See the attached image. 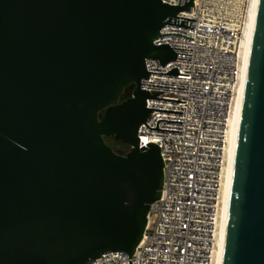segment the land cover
I'll return each mask as SVG.
<instances>
[{
	"label": "water",
	"instance_id": "obj_1",
	"mask_svg": "<svg viewBox=\"0 0 264 264\" xmlns=\"http://www.w3.org/2000/svg\"><path fill=\"white\" fill-rule=\"evenodd\" d=\"M190 6L0 0V264L131 256L160 196L163 166L157 143L138 146L137 129L144 123L180 132L157 123H181L158 119L149 127L151 111H181L148 108L146 99L185 102L153 97L140 81L149 73L188 75L177 67L146 71L144 60L178 58L153 41L193 40L159 33L166 23L193 28L195 19L176 16ZM126 86L131 96L119 102ZM104 136L130 148L115 153ZM221 264H264V0L253 23Z\"/></svg>",
	"mask_w": 264,
	"mask_h": 264
},
{
	"label": "built area",
	"instance_id": "obj_2",
	"mask_svg": "<svg viewBox=\"0 0 264 264\" xmlns=\"http://www.w3.org/2000/svg\"><path fill=\"white\" fill-rule=\"evenodd\" d=\"M192 1L189 11L181 10L176 16L195 19L190 21L193 28L166 23L159 33H180L193 40L181 35L158 36L153 44L167 43L178 58L163 65L156 59L144 60L146 71L165 73L177 67L178 73L188 75L149 73L140 81V88L149 95L157 93L153 97L185 101L146 99L148 108L181 111H151L144 121L149 127L155 128L158 119L181 121L157 123L160 129L180 132L149 129L144 123L137 129L139 147L151 141L160 147V196L149 205L142 238L130 257L114 251L87 264L212 262L224 131L249 0ZM161 2L181 6L184 0Z\"/></svg>",
	"mask_w": 264,
	"mask_h": 264
},
{
	"label": "bare ground",
	"instance_id": "obj_3",
	"mask_svg": "<svg viewBox=\"0 0 264 264\" xmlns=\"http://www.w3.org/2000/svg\"><path fill=\"white\" fill-rule=\"evenodd\" d=\"M257 2L258 0H249L246 20L239 41V49L237 55V80L235 83L233 97L230 104L224 131L222 161L220 165V184L217 197V210L215 216V224L212 232L211 264H221L222 260L231 184L233 152Z\"/></svg>",
	"mask_w": 264,
	"mask_h": 264
},
{
	"label": "trees",
	"instance_id": "obj_4",
	"mask_svg": "<svg viewBox=\"0 0 264 264\" xmlns=\"http://www.w3.org/2000/svg\"><path fill=\"white\" fill-rule=\"evenodd\" d=\"M131 91H132L131 86H126L124 88L123 92L121 93V95L119 96V102L127 99L128 97H130ZM101 116H102V111H100L98 113V118L100 119ZM103 140L108 146H110L112 148L113 151H114L113 147L116 146V145H122V147H124L123 150H122L123 154H125L127 152V150H128V145L127 144H124V143H122L120 141H114L112 137L104 136Z\"/></svg>",
	"mask_w": 264,
	"mask_h": 264
},
{
	"label": "rangeland",
	"instance_id": "obj_5",
	"mask_svg": "<svg viewBox=\"0 0 264 264\" xmlns=\"http://www.w3.org/2000/svg\"><path fill=\"white\" fill-rule=\"evenodd\" d=\"M113 148H114L115 150H119V149L123 150L124 147H122V145H116V146H114Z\"/></svg>",
	"mask_w": 264,
	"mask_h": 264
},
{
	"label": "flooded vegetation",
	"instance_id": "obj_6",
	"mask_svg": "<svg viewBox=\"0 0 264 264\" xmlns=\"http://www.w3.org/2000/svg\"><path fill=\"white\" fill-rule=\"evenodd\" d=\"M114 152H115V153H118V154H123V151H122L121 149H119V150H115V149H114Z\"/></svg>",
	"mask_w": 264,
	"mask_h": 264
}]
</instances>
